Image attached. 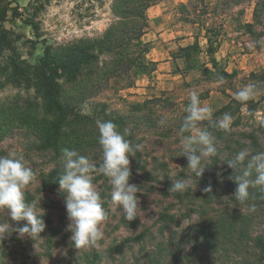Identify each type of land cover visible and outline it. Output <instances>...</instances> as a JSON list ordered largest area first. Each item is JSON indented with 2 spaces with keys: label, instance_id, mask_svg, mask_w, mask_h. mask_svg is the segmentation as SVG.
<instances>
[{
  "label": "rangeland",
  "instance_id": "rangeland-1",
  "mask_svg": "<svg viewBox=\"0 0 264 264\" xmlns=\"http://www.w3.org/2000/svg\"><path fill=\"white\" fill-rule=\"evenodd\" d=\"M113 1L0 0V10L4 9L6 14L2 25L13 50L0 51V155L16 151L23 154L26 165L33 169L35 178L24 190L32 198L27 202L35 203L36 211L43 214L42 219L46 225L35 239L27 236L19 238L15 232L5 235L0 240V264H79L83 262L85 253L90 254L91 251L100 254L95 264L140 263L143 259L140 243L129 242L123 245L121 252L115 244L126 236L147 229L155 236L152 240L146 239L145 249H152L156 240H163L167 245L173 230L185 229L189 223H193V220L185 216L186 209L177 207V219L170 229L163 235L158 232L157 218L160 211L175 199L171 194L163 192V183L143 180L141 173L132 171L137 163L135 156L129 157L132 172L129 183L138 186L137 217L132 221L124 219L122 209L111 202L108 178L103 174H93V186L101 196L108 217L99 225L101 237L95 244L85 248L76 249L70 239L64 203L67 193L60 188L50 191L36 189L39 188L40 173L52 167V163L48 156L35 149L36 134L31 132L34 130H28V119H24L22 113L28 112L30 117L40 120L43 114L40 109L41 98L34 86L10 78L7 68L9 58L13 55L22 66L30 67L39 63L46 46L60 49L68 44L83 45L87 39L104 33L112 21L117 19L112 10ZM254 4L255 0H159L150 5L145 12L147 27L141 37L149 48L143 57L144 61L152 62L147 64V71L137 73L139 71L132 68L125 75L110 78L96 93H90L80 101L75 108L76 113L85 117L92 116L93 119L83 118V122L75 126L80 130V138L70 135V139H65L77 140L74 142L76 146L83 144L82 150H87L84 156L98 167L102 154L97 142L99 133L95 121L105 120L103 112L106 120L125 114L130 117L120 128L132 129V143L143 146L140 152L144 159L153 161L152 157L157 156L168 160L170 167H179L182 137L171 125L184 116L183 109L189 102L190 93L198 92L201 106H209L214 113L230 97H235L237 91L251 84L254 86L251 99L261 102L255 110L247 111L243 108L239 125L234 123V114L227 130L237 137L245 138L240 134L251 132L257 122L264 119V12L259 21L254 22ZM245 24H251L250 29ZM195 41L200 48L197 54L199 64L189 67V59L180 48ZM209 46L214 47L212 55L207 52ZM189 53L193 56L192 50ZM211 56L217 61L216 67L227 71L231 76L221 80L204 72L203 66L210 71L214 70ZM111 64L110 57L103 55L99 59L98 68L102 65V69H105ZM74 89L72 84L62 83L64 94L73 92ZM155 97L163 101L148 102ZM144 101L147 102L145 105ZM28 102L32 103L29 111L26 110ZM162 118L166 119L164 126L158 124ZM136 119L139 123L135 124ZM205 123L206 121L199 122L198 127L205 128ZM120 128L118 127L119 131ZM209 132L212 133L210 130ZM262 138L264 143V137ZM244 141L248 144V139ZM221 145L222 143L218 146ZM207 159L202 158V166H206ZM212 173V177L207 178L208 184L213 179L218 180L215 186L218 187L219 198L227 197L223 177L217 172ZM188 180L192 182L191 179ZM193 185L195 189L208 187ZM218 206L217 203H212L208 209H216ZM192 218L195 219L196 215H192ZM5 222L13 227L25 223L22 220L21 225L15 224L8 220L6 210H0V223ZM263 226L264 216H257L251 225L249 236L259 234ZM186 247L180 253L187 254L190 246ZM255 250L250 241L244 240V243L228 250L226 254L229 257L223 254L214 263L245 264L244 262L255 261ZM158 264L175 263L169 255L162 257Z\"/></svg>",
  "mask_w": 264,
  "mask_h": 264
},
{
  "label": "trees",
  "instance_id": "trees-1",
  "mask_svg": "<svg viewBox=\"0 0 264 264\" xmlns=\"http://www.w3.org/2000/svg\"><path fill=\"white\" fill-rule=\"evenodd\" d=\"M159 0H114L112 10L116 18L106 28L104 33L87 39L83 45H69L53 49L46 46L44 55L37 64L32 66H22L13 55L9 58L8 73L10 78L16 82H22L26 85L34 86L40 94V109L42 116L40 120L29 116L28 112L22 113L24 119H28V130H34L37 140L35 141V149L43 152L49 157L52 167L40 173V183L37 191L54 190L59 188L58 179L63 172L64 159L62 149L77 150L80 155L87 153L82 150L83 144L76 146L74 142L77 140L67 141L79 137V129L75 126L86 120H92L93 117H85L76 113L77 104L86 99L90 93H96L102 85L108 83L112 77H120L127 74L132 68L138 70L137 73H144L148 63L144 61V55L148 52V44L143 42L141 37L147 27L146 9ZM264 12V0H255L253 9V21L257 23L260 15ZM5 10H0V51L12 50V46L6 36V29L2 25L5 19ZM250 29L251 24H245ZM184 52V56L189 59V67L199 64L198 53L200 52L198 42H194L185 47L180 48ZM189 50L193 51L190 56ZM209 54L214 53V47L209 46L207 49ZM104 55L112 61V64L105 69L99 66V59ZM214 70L210 71L204 67V72L211 73L218 78L231 76L225 70L216 67L217 61L213 56L210 57ZM106 65V62H103ZM120 73H118V71ZM252 75V74H251ZM255 75V74H254ZM256 76V75H255ZM62 79V82L60 81ZM66 82L75 86L73 92L64 94L62 83ZM81 84V86H79ZM163 101L159 97H155L148 102ZM261 100L254 101L251 98L247 101H238L235 97H230L229 101L220 109L212 113V119L206 121V129L212 131L214 144L217 148V156L207 159L200 176H195L192 170L187 167L188 161L186 156H179V167H170L168 160L159 159L153 156L149 161L143 158L140 151L135 153L137 159L133 170H137L142 174L143 180L163 183V192L171 194L174 202L166 205L159 213L157 218L158 232L163 235L171 224L177 219V207L186 209L187 219L193 220L185 229L173 230L167 245L163 240H156L152 249H145L144 242L146 239H154L155 234L143 229L134 235L126 236L115 247L121 252L123 245L129 242L140 243V251L143 252V259L140 263L133 264H158L162 257L171 256L172 262L175 264H216L218 258L226 254L229 249H234L244 240L251 242L256 250L253 252L255 261L244 262L245 264H264V226L259 234L250 237L251 225L255 219L264 216V190L260 187L249 188V198L246 202L240 203L234 197L237 187L235 176L242 174L245 164L237 165L236 168L229 167L227 161L234 159L237 152L248 149L250 154L264 152L263 136L264 126L257 122V126L251 132H243L237 137L235 133L215 127L218 121L225 113L235 114V122L239 125L240 118L243 117L241 112L243 108L247 111L255 110ZM147 102L144 101L145 105ZM26 110L29 111L32 103H26ZM160 105V104H159ZM172 109V108H171ZM104 119L107 117L102 113ZM125 114L112 116L110 118L119 128L128 122ZM262 120V119H261ZM183 121V116L171 127L175 131H179ZM139 123L136 119L135 124ZM33 127V129H32ZM124 128H120L122 132ZM131 135L126 137L132 142ZM187 135V133H185ZM248 139V144L244 140ZM222 143L221 146H218ZM89 144H85L87 146ZM77 148H76V147ZM181 151V150H180ZM50 154V155H48ZM217 172L223 177L225 185L223 188L227 191V197L219 198L218 187L215 186L218 180L213 179L212 184H208V176ZM256 173L253 171L250 179H254ZM191 179L190 187L184 192H171L169 187L178 179ZM210 186V191H204L203 188H194V185ZM26 201L32 199L27 190H24ZM224 197V196H223ZM220 199V200H218ZM217 203L216 209H208L209 205ZM176 209V211H175ZM192 215H196L193 219ZM15 224L21 225V221H13ZM142 244L144 246H142ZM190 246L187 254H182L184 247ZM183 247V249H179ZM187 249V247H186ZM180 253V254H179ZM100 258L97 251L85 253L83 262L79 264H95ZM178 261V262H177ZM177 262V263H176Z\"/></svg>",
  "mask_w": 264,
  "mask_h": 264
},
{
  "label": "clouds",
  "instance_id": "clouds-1",
  "mask_svg": "<svg viewBox=\"0 0 264 264\" xmlns=\"http://www.w3.org/2000/svg\"><path fill=\"white\" fill-rule=\"evenodd\" d=\"M220 79L223 80V77ZM253 91L254 86L249 84L234 95L238 101L244 102L252 97ZM183 112V121L179 128L182 137L180 156H186L187 167L198 177L204 169L201 167L202 158L210 160L218 154L212 134L206 128L198 127L199 122L211 120L212 109L207 105L201 106L199 93L192 91ZM231 122V115L225 113L214 126L228 130ZM259 122L264 126V119ZM95 123L99 133L97 142L102 154L98 167L77 150L62 149L64 165L58 184L60 190L67 193L64 201L69 221L67 228L76 249L95 244L102 235L99 225L108 217L101 196L93 186V174H103L108 178L111 202L122 209L124 219H135L139 208L136 196L138 186L129 183L132 175L129 157L135 156L143 146L139 143L133 144L126 138L131 135L130 130L125 128L123 132L119 131L118 126L111 120L97 119ZM158 124L164 126L166 119H160ZM227 163L234 168L245 164L242 174L235 176L237 187L233 195L238 202L244 203L248 200L250 187L258 186L264 190V152L250 154L248 149H243ZM253 171L256 176L250 179ZM34 178L35 173L26 165L23 154L10 151L6 155H0V210L7 211L8 220L25 221L22 226L17 227L8 222L0 223V240L12 232L19 238L27 236L35 239L44 231L46 225L42 219L43 214L37 213L35 203L26 201L24 193V189ZM189 187L188 179H178L168 190L174 193L184 192ZM210 190V186L204 189L206 192Z\"/></svg>",
  "mask_w": 264,
  "mask_h": 264
}]
</instances>
